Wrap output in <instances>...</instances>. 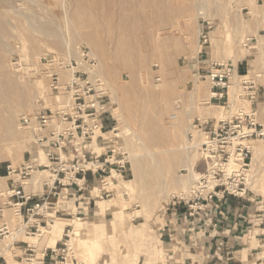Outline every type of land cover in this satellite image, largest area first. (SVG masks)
Returning a JSON list of instances; mask_svg holds the SVG:
<instances>
[{"label": "rangeland", "instance_id": "1", "mask_svg": "<svg viewBox=\"0 0 264 264\" xmlns=\"http://www.w3.org/2000/svg\"><path fill=\"white\" fill-rule=\"evenodd\" d=\"M123 1L0 0V169L21 167L31 155L48 163L22 118L58 107L64 98L52 91L51 74L59 71L64 58H76L80 46L97 57L109 95L107 119L119 127L129 152L130 176L116 185V197L104 202L108 210L100 212V203L97 220L78 222L74 216L68 224L72 251L67 264H165L164 252L153 249L144 221L137 217L150 220L165 211L173 197L187 194L206 170L200 148L207 135L193 132L192 144L189 133L193 101L199 108L212 97L203 77L209 52L214 61L226 64L252 56L264 60V0H158V5ZM254 77L264 79V73L255 71L247 79ZM243 80L232 77L229 105H209L206 119L252 112V103L241 97ZM40 85L45 100L39 96ZM258 93L257 101L264 87ZM258 122L264 128V109ZM250 145L248 195L264 210V137ZM49 176L34 171L30 183L39 187ZM7 181L0 179L2 192L7 191ZM106 212L110 215L103 218ZM3 222L12 235L0 237V256L11 264H18L16 246L22 241L41 251L46 238L49 247L62 239L52 243L56 223L38 235H18L23 219L10 207L0 227ZM80 228L81 238L94 239L97 247L93 244L92 252L78 240Z\"/></svg>", "mask_w": 264, "mask_h": 264}, {"label": "built area", "instance_id": "2", "mask_svg": "<svg viewBox=\"0 0 264 264\" xmlns=\"http://www.w3.org/2000/svg\"><path fill=\"white\" fill-rule=\"evenodd\" d=\"M202 39L204 44L208 43L207 35ZM64 72H69L68 77ZM235 75L239 77L234 64L208 61V71L203 77L210 83V101L226 98L229 105ZM51 78L52 91L64 99L55 110L42 109L22 118L46 153L48 163L35 161L17 168L7 165L4 171L0 169V179H8L7 191L0 190V221L5 219L6 207L13 209L15 215L23 219V225L16 230L18 235H38L42 228L52 226L56 216L53 199L68 196V190L75 189L72 197L79 200L88 191L90 176L96 181L94 198L98 200L113 198L116 185L126 182L130 176V156L121 142L119 127H105L109 95L99 73V62L91 50L78 47L76 58H64L59 71L52 72ZM240 78L245 79L241 83V97L256 103L259 86L247 79L248 76ZM257 114L253 109L251 113L240 110L237 116L214 120L198 118L193 122L190 143L195 140L193 132L207 135L200 148L206 170L194 180L187 194L173 197L165 212L174 206H185L189 216L194 218L201 216L215 199H241L248 195L250 143L264 137ZM34 171L48 172L50 176L36 187L37 183H30ZM27 186L31 187L28 193ZM11 235L9 224L3 222L0 237L7 239ZM70 239L71 230L67 229L58 247H46L42 253L56 255L58 259L52 260L53 264H67L72 251ZM34 249L27 245L23 264H44L36 259Z\"/></svg>", "mask_w": 264, "mask_h": 264}, {"label": "crops", "instance_id": "3", "mask_svg": "<svg viewBox=\"0 0 264 264\" xmlns=\"http://www.w3.org/2000/svg\"><path fill=\"white\" fill-rule=\"evenodd\" d=\"M208 57L214 61L212 51L209 52ZM234 66L237 68L239 77H247L255 71L264 73V60L258 56H252L250 60L244 58ZM207 71L208 67L205 72L207 73ZM252 80L260 88L264 87V79L254 77ZM226 101V98L212 100L201 104L199 108L195 107L193 101L194 121L198 118L206 119L209 105L219 108L226 104ZM251 107L257 111L258 118L264 109V95H260L258 101L252 103ZM208 119L214 120L215 118ZM108 120L105 121V126L109 129L113 126V122L110 123ZM39 160L31 155L28 162L32 164ZM96 185L95 179L90 176L88 191L83 193L79 200L72 197L75 189L68 190L70 193L68 196L54 198V212H56L54 224L57 220L72 221L74 216L79 220L91 218L97 220L99 204L106 202V199L94 198ZM25 190L27 193L31 191L26 187ZM116 195L111 199L113 200ZM74 208L76 213H70ZM263 212L264 210L259 206L257 199L247 195L241 199L233 197L226 200L215 199L206 207L201 216L194 218L189 216L188 208L185 206H174L168 212L157 211L150 220H146L144 216L137 218L144 221L141 225L145 226L147 241L153 243V249L164 252L165 264H264ZM108 215L110 213L106 212L103 218ZM69 227L70 225L63 226V234ZM61 240L56 243L55 247L59 246ZM44 242L46 247L55 248L47 245V238ZM27 245H29L27 242L22 241V245L16 246L17 254L14 263L23 264ZM34 250L36 259L42 260L44 264H53L52 260L58 259L56 255L43 254L44 250L39 251L37 247ZM0 263L11 264L5 256H0Z\"/></svg>", "mask_w": 264, "mask_h": 264}, {"label": "bare ground", "instance_id": "4", "mask_svg": "<svg viewBox=\"0 0 264 264\" xmlns=\"http://www.w3.org/2000/svg\"><path fill=\"white\" fill-rule=\"evenodd\" d=\"M124 2V4L123 5H158V0H124L123 1ZM152 9V8H151ZM154 9V8H153ZM157 12V11H156ZM152 13V12H151ZM152 14H154V13H152ZM157 14V13H156ZM124 18H125V16H124ZM125 20H126V18H125ZM92 52V51H91ZM92 54L95 56V54L92 52ZM96 57V56H95ZM97 58V57H96ZM39 92H40V98H44L45 97V93H44V89H43V87H42V85H40L39 86ZM44 100H45V98H44ZM225 108V107H224ZM223 108V109H224ZM225 117V116H224ZM223 117V118H224ZM173 118V117H172ZM190 167V171H192V165H190L189 166ZM100 212H103V211H106V209L108 210V207L107 206H105V204L104 203H102L101 205H100ZM106 208V209H105ZM104 213V212H103ZM68 214H70V213H68ZM73 215V214H72ZM97 216H100L99 214L97 215ZM73 222V221H72ZM72 222L70 223V221H62V220H57L56 221V225L58 226V227H56L55 228V231L54 232H51V234L53 233V237L51 238L52 239V243H56L57 241H58V239H60L61 237H62V234H63V230H62V228H63V226H65V225H68V224H72ZM78 222H80V220L78 219ZM90 225H92V224H90ZM59 226H61V227H59ZM88 228V227H87ZM92 228L94 229L95 227H93L92 226ZM90 229V231L92 232L93 231V229ZM81 228H80V230L78 231V235H79V239L78 240H80V241H82V247L83 248H87V249H89V247H90V249H91V252H92V245L94 244V246H95V241H94V239H92L91 237H87V238H81ZM97 245V244H96ZM100 245V244H99ZM93 246V247H94ZM97 246H95V248H96ZM99 247V246H98ZM86 249V250H87ZM99 249V248H98ZM86 253V252H85ZM85 257V256H84Z\"/></svg>", "mask_w": 264, "mask_h": 264}]
</instances>
